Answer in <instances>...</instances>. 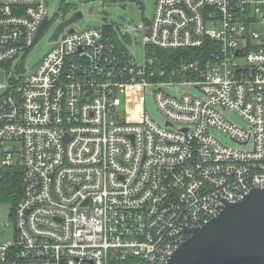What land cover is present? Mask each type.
Listing matches in <instances>:
<instances>
[{
  "label": "built area",
  "instance_id": "2783aa9c",
  "mask_svg": "<svg viewBox=\"0 0 264 264\" xmlns=\"http://www.w3.org/2000/svg\"><path fill=\"white\" fill-rule=\"evenodd\" d=\"M46 4L0 0V182H22L0 264H167L185 230L264 190V0H153L119 30L138 34L141 64L113 31L73 23L29 74L11 71L48 25ZM157 51L198 56L162 67ZM147 90L163 124L121 120Z\"/></svg>",
  "mask_w": 264,
  "mask_h": 264
},
{
  "label": "rangeland",
  "instance_id": "374dc122",
  "mask_svg": "<svg viewBox=\"0 0 264 264\" xmlns=\"http://www.w3.org/2000/svg\"><path fill=\"white\" fill-rule=\"evenodd\" d=\"M46 7L48 25L43 30L33 49L28 54H21L13 61L11 71L21 70L23 65L25 73L29 74L31 67L43 59L53 45L50 38L56 27L71 15L70 13L68 14V7L75 8L77 12L82 14V17L73 24V28L77 32L94 28H106L107 31H113L120 46L134 53L136 61L139 64L142 63L143 49L139 45L134 44L139 39L138 34L131 33L123 37L119 31L120 29L127 30L135 27L146 18V7L144 8L143 5L135 2V0H47ZM166 91L171 95H180L182 92L199 94L188 87H171L167 88ZM119 111L121 120L128 123H141L145 112L157 124L161 125L164 121L154 102L152 90H147L140 97L128 98L123 102ZM222 115L240 128L246 126V123L232 112H222ZM211 133L227 147H237L221 131L214 129ZM13 206L14 203L11 200H2L0 198V223L12 222Z\"/></svg>",
  "mask_w": 264,
  "mask_h": 264
},
{
  "label": "water",
  "instance_id": "95a60500",
  "mask_svg": "<svg viewBox=\"0 0 264 264\" xmlns=\"http://www.w3.org/2000/svg\"><path fill=\"white\" fill-rule=\"evenodd\" d=\"M152 4L153 0H148V17ZM69 13L70 17L56 27L50 40H56L63 29L82 17L75 9ZM45 23L46 20L37 36ZM185 232L189 238L167 264H264V190H252L243 200L227 205L206 225Z\"/></svg>",
  "mask_w": 264,
  "mask_h": 264
},
{
  "label": "trees",
  "instance_id": "16d2710c",
  "mask_svg": "<svg viewBox=\"0 0 264 264\" xmlns=\"http://www.w3.org/2000/svg\"><path fill=\"white\" fill-rule=\"evenodd\" d=\"M74 8L68 7L67 10ZM198 55H192L190 51H157L156 59L162 67L177 66L180 61H186L192 57L197 58ZM22 195L21 174L16 172L13 177L5 176L0 182V198L2 200H11L14 204Z\"/></svg>",
  "mask_w": 264,
  "mask_h": 264
},
{
  "label": "flooded vegetation",
  "instance_id": "af4514ba",
  "mask_svg": "<svg viewBox=\"0 0 264 264\" xmlns=\"http://www.w3.org/2000/svg\"><path fill=\"white\" fill-rule=\"evenodd\" d=\"M68 12H69V10H68Z\"/></svg>",
  "mask_w": 264,
  "mask_h": 264
}]
</instances>
